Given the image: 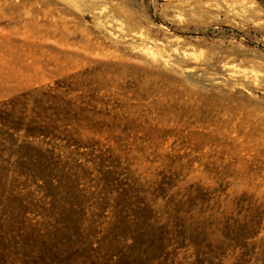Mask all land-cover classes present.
Returning <instances> with one entry per match:
<instances>
[{
  "label": "rangeland",
  "instance_id": "1",
  "mask_svg": "<svg viewBox=\"0 0 264 264\" xmlns=\"http://www.w3.org/2000/svg\"><path fill=\"white\" fill-rule=\"evenodd\" d=\"M238 1L0 0V264H264V0Z\"/></svg>",
  "mask_w": 264,
  "mask_h": 264
},
{
  "label": "bare ground",
  "instance_id": "2",
  "mask_svg": "<svg viewBox=\"0 0 264 264\" xmlns=\"http://www.w3.org/2000/svg\"><path fill=\"white\" fill-rule=\"evenodd\" d=\"M239 4H242V0L238 1ZM119 27H121V24H118Z\"/></svg>",
  "mask_w": 264,
  "mask_h": 264
}]
</instances>
